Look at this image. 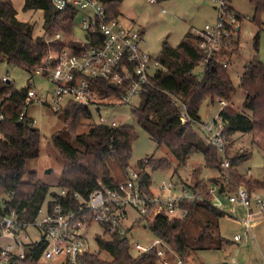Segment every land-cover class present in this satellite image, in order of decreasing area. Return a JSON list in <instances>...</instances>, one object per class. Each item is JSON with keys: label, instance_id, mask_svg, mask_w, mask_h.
<instances>
[{"label": "trees", "instance_id": "1", "mask_svg": "<svg viewBox=\"0 0 264 264\" xmlns=\"http://www.w3.org/2000/svg\"><path fill=\"white\" fill-rule=\"evenodd\" d=\"M23 1L25 10L43 11V28L46 32L53 34L62 30L72 34L78 13L76 9L60 11L51 0ZM122 1L103 0L113 16L120 15L119 6ZM251 2L255 6L253 20L260 25L264 0ZM238 18L242 20L239 13ZM65 45L66 42L60 41L47 44L43 36L35 37L34 25L19 19L13 0L0 3V62L8 61L32 71L42 64L51 47L62 49ZM238 49L237 40L233 53L237 54ZM255 50H259V34L255 37ZM158 59L162 69L150 85L144 86L142 103L132 110L133 117L159 146L164 145L172 152L179 164H183L192 152H200L206 164L227 177L229 187L233 188L242 180L238 167L247 159L246 153L231 156L228 151L232 168L224 171L220 168L218 150L208 145L196 131V123L201 122L199 111L206 99L218 98L226 103L231 102L235 88L229 66L224 67L213 61L203 68L202 74H197L196 68L202 65L203 53L196 38L189 32L176 47L164 41ZM241 82L246 93L243 106L251 115L238 112L227 104L220 110L219 116L226 123L225 133L230 140L231 135L238 131H253L264 135V63L258 55L248 64ZM29 88L16 89L0 78V111L7 115L3 124L4 139L0 142V200H4L8 210L16 211L19 218L25 221H32L45 202H51L54 198L61 199L59 192L49 198L50 186L37 181V172L29 168L40 157L42 139L41 131L35 127L32 117L27 115L25 121H18L26 105ZM94 88L98 89L99 97L116 95L121 98L123 92V89H114L104 81L96 83ZM62 111L69 131L76 135L83 149L75 147L58 134L53 136L55 148L67 161L62 171L60 190L66 189L69 198L75 192L88 196L97 188L113 187L124 181L128 177L132 146L137 137L135 127L93 124L88 132L78 134L83 119L92 118L90 107L70 102ZM184 115L188 121L182 124ZM108 157L116 162L122 172V179L113 177L107 163ZM145 159L138 162V168L146 189L152 184L147 168L154 171L168 170L172 163L167 158ZM220 180L218 177L213 182L218 183ZM188 187L201 191L205 202L189 206V215L184 219L159 215L149 223L152 232L184 262L197 248L220 249L223 246V238L218 235V220L224 214L212 206L208 184L201 181ZM203 217L210 218L204 225ZM194 222L203 225L198 236H192ZM97 240L99 246L110 252L113 259L104 261L96 254H88L87 264H158L155 249L134 256L128 239L122 234L110 238L99 236ZM44 247V244H39L27 248L23 263L40 264Z\"/></svg>", "mask_w": 264, "mask_h": 264}, {"label": "built area", "instance_id": "2", "mask_svg": "<svg viewBox=\"0 0 264 264\" xmlns=\"http://www.w3.org/2000/svg\"><path fill=\"white\" fill-rule=\"evenodd\" d=\"M5 1L0 0V3ZM51 1L60 11L74 8L78 11L77 17L82 15V35L76 33L75 24L72 34L62 30L48 34L51 36L45 39L47 44L60 41L66 45L62 49L51 47L42 64L31 71L44 78L51 88L47 89L45 96L30 86L19 122L25 121L29 107L35 102L56 112L70 102L90 108L97 106L100 111L101 106L97 103L99 91L94 88L100 81L110 86L114 84V89H123L121 99L127 102L142 94L144 86L150 85L162 69L159 59L153 58L142 46L143 30L125 23L120 15L113 16L103 0ZM213 1L216 20L189 30L203 53V68L213 61L229 66L228 56L235 49L236 36L241 28L238 12L227 0ZM2 80L7 82L8 78L3 77ZM221 104L225 106L227 103L221 101ZM182 119V124L188 121L186 115ZM6 120L7 115L0 111V142L4 139L3 124ZM100 121L106 124L103 116ZM106 125L118 126L115 122ZM225 125L219 114L210 122L196 123L206 143L218 150L220 168L227 171L232 168V161L228 152L231 140L225 133ZM222 176L218 183L208 184L210 201L224 216H230L241 225L243 233L234 236V241L240 242L244 236H254V228L264 221V180H248L243 176L236 186L230 188L227 177ZM176 187L170 181L163 182L156 189L152 185L145 189L139 168L131 167L124 181L113 187L97 188L88 196L75 192L69 198L66 189L60 190L61 199L45 202L32 221L20 219L16 211L8 210L5 201L0 200V264H24L26 249L39 244L45 245L40 261L42 258H61L59 264H87V255L93 253L85 232L94 224L104 231L102 235H96V240L99 236H125L124 224L129 218L130 208L139 213L136 221L146 219L150 223L159 215L184 219L189 215V206L206 200L201 191L191 187H182L176 194ZM219 195L226 198L230 206L228 212L223 200L218 199ZM135 248L140 254L155 249L158 264H186L160 239L156 246L144 248L138 243Z\"/></svg>", "mask_w": 264, "mask_h": 264}, {"label": "rangeland", "instance_id": "3", "mask_svg": "<svg viewBox=\"0 0 264 264\" xmlns=\"http://www.w3.org/2000/svg\"><path fill=\"white\" fill-rule=\"evenodd\" d=\"M18 11L20 20L29 21L34 25V36H43L44 39L51 35L43 28L44 14L42 10H25L23 0H13ZM230 6L241 16L240 33L237 34L239 49L237 54L231 53L228 56L229 74L231 76L235 91L231 102L227 103L238 112L251 115V112L243 106L246 93L242 88V76L248 64L254 60L256 55L264 63V12L261 14V24L254 22L255 6L251 0H228ZM213 0H157L150 3L147 0H123L119 6L121 20L134 26L135 29H142L144 42L142 46L153 58H158L164 41L176 47L184 39L191 27H203L205 24L214 22L217 17ZM84 13V12H83ZM81 17L79 14L75 20V30L78 36L81 32ZM259 34V50H255V37ZM203 66L196 68L197 74H202ZM7 77L11 85L16 89L33 86L39 94L47 95V89L51 88L44 78L34 75L25 67H19L8 61L0 62V78ZM99 97V96H98ZM142 94L132 97L127 102L116 96L101 95L97 103L101 106H92L91 119H83L78 134L88 132L93 124H101L100 117H104L106 124L115 122L118 125L133 126L136 129L137 137L132 146V157L130 168H137L138 162L148 157L155 159L167 158L171 161L172 167L168 170H156L148 167L147 171L152 178V187L156 189L163 182H174L176 194L182 187L194 186L198 182L211 184L215 178L221 176L219 170L209 167L205 158L200 152H192L183 164L175 158L172 152L164 145L159 146L148 133L138 124L132 115V110L142 103ZM225 106L220 99H206L202 106L200 115L203 122H210ZM28 115L34 119V125L41 131V153L37 161L32 162L29 168L37 172V181L50 186V196L60 192V181L62 171L66 165V159L60 154L53 144V136L58 134L77 148L83 147L77 142L76 135L72 134L66 123L64 112L54 111L47 105L35 102L29 107ZM197 129V127H196ZM200 136L201 132L196 130ZM230 155L245 152L247 159L238 167V171L248 180H264V135L250 132H234L231 135L229 146ZM107 163L113 177L122 179L123 175L112 157H108ZM49 196V198H50ZM223 200L226 212L229 211V204L225 197L219 195ZM129 218L125 221V236L128 239L131 252L134 256L140 254L135 248L140 244L146 248L156 246L159 239L151 230L146 219L136 221L139 213L130 208ZM210 218L203 217V225ZM218 235L223 238V246L220 249H195L187 258L186 264H264V221L253 230L254 236H244L240 242L234 241L236 234H242L241 225L230 216H223L218 220ZM202 223L194 222L191 228L192 236L199 235ZM86 236L90 242L91 251L99 256L101 260L112 261L110 252L102 249L96 240V235H102L103 229L94 224L87 230ZM197 245V244H196ZM169 246V245H168ZM170 247V246H169ZM61 258L47 260L42 258L40 264H59Z\"/></svg>", "mask_w": 264, "mask_h": 264}, {"label": "water", "instance_id": "4", "mask_svg": "<svg viewBox=\"0 0 264 264\" xmlns=\"http://www.w3.org/2000/svg\"><path fill=\"white\" fill-rule=\"evenodd\" d=\"M7 83L10 84L11 82L8 80ZM111 87H112V88H115V85L112 84Z\"/></svg>", "mask_w": 264, "mask_h": 264}, {"label": "crops", "instance_id": "5", "mask_svg": "<svg viewBox=\"0 0 264 264\" xmlns=\"http://www.w3.org/2000/svg\"><path fill=\"white\" fill-rule=\"evenodd\" d=\"M143 35H144V32H143ZM143 40H144V38H143ZM200 112H201V109H200V111H199V115H200ZM200 117H201V115H200ZM201 121H202V117H201Z\"/></svg>", "mask_w": 264, "mask_h": 264}, {"label": "bare ground", "instance_id": "6", "mask_svg": "<svg viewBox=\"0 0 264 264\" xmlns=\"http://www.w3.org/2000/svg\"><path fill=\"white\" fill-rule=\"evenodd\" d=\"M183 120V119H182Z\"/></svg>", "mask_w": 264, "mask_h": 264}]
</instances>
